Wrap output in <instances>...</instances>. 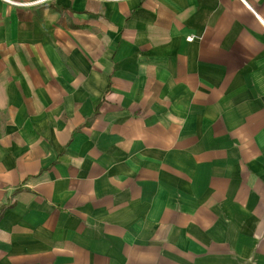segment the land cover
I'll use <instances>...</instances> for the list:
<instances>
[{
    "label": "crops",
    "instance_id": "crops-1",
    "mask_svg": "<svg viewBox=\"0 0 264 264\" xmlns=\"http://www.w3.org/2000/svg\"><path fill=\"white\" fill-rule=\"evenodd\" d=\"M0 264H264V0H0Z\"/></svg>",
    "mask_w": 264,
    "mask_h": 264
}]
</instances>
